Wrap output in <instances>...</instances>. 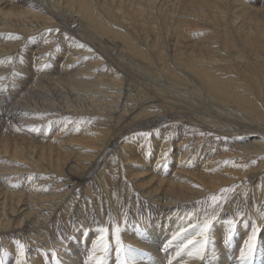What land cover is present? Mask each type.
<instances>
[{
	"label": "bare ground",
	"instance_id": "6f19581e",
	"mask_svg": "<svg viewBox=\"0 0 264 264\" xmlns=\"http://www.w3.org/2000/svg\"><path fill=\"white\" fill-rule=\"evenodd\" d=\"M55 23V28L64 24L62 31L74 38L61 35L59 28L60 33L51 30ZM39 28L44 41L37 46L32 41ZM85 38L94 39V49L86 46L92 39L86 44ZM0 40L5 42L0 46V64L8 68L5 77L31 83L27 94L44 102L41 107L37 100L12 102L15 110L38 109L41 114L60 105L54 108L67 114L68 109L88 108L112 110L117 119L134 114L121 128V120L106 126L103 120L100 125L78 117L71 127L61 126L62 121L58 133L31 140L0 135L4 264H16V241L27 246L26 264H92L94 248L104 264H120L116 226L122 244L136 250L135 264H202L207 259L209 264H242V241L253 227L264 230V0H0ZM53 50L62 55L52 56ZM22 56L38 69L30 70ZM48 58L56 67L43 64ZM8 94L0 93V106ZM139 117L148 120L135 127ZM11 122L7 124L14 128ZM149 127L162 129L166 143L157 140L165 146L179 132L177 141L182 142L172 144L174 157L166 146L163 157L149 159L154 149L149 140L146 147H133L135 129ZM193 135L230 140L218 139L214 154L211 143H196ZM231 137L244 141L233 143ZM25 167L49 169V188L27 190L28 178L24 170L19 172ZM226 188L234 190L225 194L200 260L189 255L194 248L188 242L200 239L197 225L213 211L210 197ZM232 219L238 226L225 244ZM104 242L106 253L100 250ZM258 245L264 251V231L258 233ZM231 248L235 251L229 253ZM260 259L254 254L252 264H263Z\"/></svg>",
	"mask_w": 264,
	"mask_h": 264
},
{
	"label": "rangeland",
	"instance_id": "374dc122",
	"mask_svg": "<svg viewBox=\"0 0 264 264\" xmlns=\"http://www.w3.org/2000/svg\"><path fill=\"white\" fill-rule=\"evenodd\" d=\"M64 23H66V21L64 20L63 21ZM58 24V27H56L55 28V26H57L56 25V23L53 25H51L50 26V29L51 30H54V31H56V33H60V31H62V29H63V27H64V24L62 25V23H57ZM62 25V26H60V25ZM60 26V27H59ZM46 27V26H45ZM43 28V27H42ZM42 28H39V30L38 31H36L35 33H34V36L36 37V39L34 40V41H32V43L34 42V44L33 45H37V46H40V42H43L44 41V39H43V30H41ZM60 29V31H59V29ZM62 28V29H61ZM55 29H58V31L57 30H55ZM40 31V32H39ZM65 32V33H64ZM43 35H42V34ZM70 32L69 31H66V30H64V31H62L61 32V35L63 34V36H64V34H65V36H68V34H69ZM70 36H68V37H66V38H71L72 37V39L74 38V35H71V34H69ZM19 36L20 37H22L21 36V34H19ZM64 36V37H65ZM29 37V36H28ZM34 37V38H35ZM39 38V39H38ZM86 38H88V37H86ZM85 38V43L87 44L88 43V41L90 40V39H92V38H89V39H86ZM38 40H40V41H38ZM60 41V38L59 39H57V42H59ZM88 40V41H87ZM94 39H92V41H93ZM36 41H37V43H36ZM76 41V40H75ZM80 41H77V43H79ZM2 43V44H1ZM4 43L5 42H3L2 40H0V46L1 45H4ZM91 45H90V44ZM86 46H90V48H92V49H94V46L93 45H95V42L93 41V43H91V40H90V42H89ZM55 44V43H54ZM70 46V45H69ZM56 47H60L61 48V46H59V45H57ZM59 48V49H60ZM66 49V48H65ZM65 49H64V51H65ZM63 50V49H62ZM67 50V49H66ZM53 55L52 56H54V55H56V56H60V54L62 55V52L60 53L59 51H54L53 50ZM56 52V53H55ZM102 53V52H101ZM0 56H3V55H0ZM80 56V55H79ZM85 56V55H84ZM84 56H82V57H84ZM93 56H95V55H93ZM107 56V55H106ZM81 57V56H80ZM79 57V58H80ZM22 58H23V56L21 57V60H22ZM50 58H52V57H50ZM50 58H48L47 60H46V62L48 63V62H50L51 61V59ZM77 58H78V55H77ZM31 59V58H30ZM29 59V61H28V59H26L25 60V57H24V60H22L27 66L29 65V69L30 70H36V69H38V67H37V63L35 62L34 63V61L31 59L30 60ZM81 59H79V60H77L78 62H81L80 61ZM76 61V63H78ZM33 62V63H32ZM46 62L45 63H43L45 66H48L49 67V65H50V67L49 68H53V67H56V65L54 64V65H51V63H48L47 65H46ZM33 66V68H31V65ZM36 64V65H35ZM34 66H36L35 67V69H34ZM0 68L2 69H0L1 71H0V80H1V82H0V93L1 92H3V94H5V93H9L8 95L10 96V97H8V95H7V97H6V101H5V103L2 105V106H0V135L2 136V135H9V136H13V137H21V135H22V137H24V138H27L28 137V139L29 140H31L32 139V136H36L37 135V137H40V136H42L41 134H49V135H52V134H54V133H58V129L61 127V126H63V125H66L67 126V124H68V127H71V126H73L75 123H76V121H77V119H78V117H79V119H84L85 120V122H90L91 121V123H93V122H99L100 123V125L102 124V122L104 121L105 123H103L102 125H106V126H110V125H114L113 123H115V121H116V123H115V125L116 124H118L117 122L119 121V120H121V121H119V125H117V127L119 126L120 128L124 125H126L129 121H131V118L134 116V114L133 115H128V114H126V115H124V118H123V116L122 117H120V118H122V119H117L118 117H116V116H119L118 115V113H116V116L114 117V113H112L113 111L112 110H106V109H104V110H102V109H100L99 111H94L92 108H88L86 111H84L85 113H87V114H89V115H86V117H85V115L82 113V112H80L79 110H74V109H68V111L67 112H69V110H70V112L67 114V113H65V111H59V110H57V109H55V108H58V107H60V105H58L57 107L56 106H54V107H51V109L53 110V112H52V110L50 109V110H46V109H42V110H44V111H48V112H42L41 114L39 113L40 111L37 109V110H31V109H29L28 111H24L23 112V110H15V108H13V106L12 105H9V104H11L12 102H16V105L18 104V105H21V103L22 104H25V103H27L28 101H27V99H31L30 100V102H28V103H35V102H33V100L35 101V100H37V102L39 101L38 100V96L36 97V94H35V96L33 95V97L35 98H32L31 97V95H30V93L29 94H27V90L29 89V85L30 86H32V84L31 83H29V84H27V83H24L25 81H22L21 83L24 85V87H23V85H21V83H19L21 80H19V77H16V79L15 78H6L5 77V75H4V73L6 74V69H8V68H5V66L4 65H1L0 64ZM51 68V69H52ZM13 73L15 72L16 74H17V72L18 71H12ZM1 76H2V78H1ZM3 78H4V80H3ZM18 78V79H17ZM21 79H23V77L21 78ZM32 80V82H35V81H37V79H31ZM39 80V79H38ZM5 82H6V84L8 85V84H10L7 88H9L8 90L9 91H12L14 88H15V90H18V91H14V92H12V93H10L8 90H7V88L5 89L4 88V86H6V84H5ZM12 82V83H11ZM15 83V84H14ZM4 84V85H3ZM17 84V85H16ZM25 84H27V85H25ZM15 85V86H14ZM1 86H3V87H1ZM19 86V87H18ZM27 86V87H26ZM13 87V88H12ZM23 87V88H22ZM2 88V89H1ZM3 88H4V90H3ZM12 88V89H11ZM19 90H20V92L21 91H23V92H21V94H20V92H19ZM29 91V90H28ZM16 92L19 94H16ZM84 93V92H83ZM15 95L14 96V98L13 99H11L12 97H13V95ZM25 96H24V95ZM86 94V93H85ZM88 94V93H87ZM18 97H17V96ZM23 96V97H22ZM25 98V99H24ZM21 99H24V100H21ZM25 100L27 101V102H25ZM32 101V102H31ZM38 103H40V104H38V107H39V105H40V107H41V105H43L44 104V102H38ZM62 106H63V104H62ZM6 108V109H5ZM17 108H19V107H17ZM30 111H32V112H30ZM50 111V112H49ZM104 111H106V112H104ZM57 112V113H56ZM98 112V113H97ZM26 113H28L29 114V116H27V114ZM40 114V115H38V114ZM44 113H46V118H45V114ZM72 113H73V115H72ZM80 113L81 114H83V115H80ZM95 113V114H94ZM101 113V114H100ZM138 113V111L135 113V114H137ZM22 114V115H21ZM35 114L36 115H38V117L36 118L35 117ZM43 114V115H42ZM50 115L49 117H48V115ZM65 114H67V115H69V116H67V115H65ZM93 114V115H92ZM108 114V115H107ZM7 115V116H6ZM26 116L25 118H24V116ZM32 115V116H31ZM41 115H42V119L40 118L41 117ZM56 115V116H55ZM64 115V116H63ZM79 115V116H78ZM104 115V117H102ZM110 115H112L113 117H110ZM5 116V117H4ZM18 116H19V119H18ZM31 116V117H30ZM40 116V117H39ZM43 116H44V118H43ZM57 116L58 117H62L61 119H59V118H57ZM66 116V117H65ZM87 116H90V117H87ZM93 116V117H92ZM21 117V118H20ZM33 117H35V118H33ZM63 117H65V118H63ZM76 117V118H75ZM1 118H3V119H1ZM10 118V119H9ZM32 118H33V120H32ZM58 120H56V119ZM68 118V119H67ZM74 118V119H73ZM87 118H88V120H87ZM102 118V119H101ZM104 118L107 120V121H105L104 120ZM112 118V121L111 120H109V119H111ZM25 119H27V120H25ZM35 119H36V121H35ZM40 119V120H39ZM45 119H47V121L45 120ZM48 119H51L52 121H54V124H52L53 122L52 121H50V120H48ZM55 119V120H54ZM63 119V120H62ZM65 119H66V121H65ZM70 119V120H69ZM113 119H114V122H113ZM127 119H130V120H127ZM144 119H146V118H144V117H139V119H138V121L136 120V122L137 123H135V122H133L134 124L133 125H135V127H137L136 125H138V126H140V124L138 123L139 121H143ZM12 120H14V121H12ZM19 120V121H18ZM38 120V121H37ZM60 120V121H59ZM103 120V121H102ZM146 120H148V119H146ZM5 121H6V123H5ZM12 121V122H11ZM17 121V122H16ZM27 121V122H26ZM34 121H35V123H34ZM45 123H44V122ZM62 121H63V123L64 124H62L61 126H60V124L62 123ZM71 122V123H69V122ZM75 121V122H74ZM102 121V122H101ZM109 121V122H108ZM10 122H11V125L14 123V128H13V125L11 126V127H9V124H10ZM15 122H16V124H15ZM21 122V123H20ZM38 122V123H37ZM50 123V122H52V123H50V124H47V123ZM59 124H58V123ZM66 122V123H65ZM68 122V123H67ZM111 122V123H110ZM113 122V123H112ZM123 122V123H122ZM170 122H172V121H170ZM169 122V124L168 125H164L163 124V126H170L171 125V123ZM7 123H9V124H7ZM25 123V124H24ZM37 123V124H36ZM43 123V125L45 126H43V125H41ZM74 123V124H73ZM106 123H108V124H106ZM122 123V124H121ZM23 126V128H22V126ZM26 125V127L24 126V125ZM31 125V127H30V125ZM52 124V125H51ZM20 126V129H22V130H20L19 129V127L18 126ZM40 125V126H39ZM48 125V126H47ZM49 125H51V126H49ZM57 125V128L55 127V126ZM59 125V126H58ZM71 125V126H70ZM128 125V124H127ZM8 126V127H7ZM16 126L18 127V129L19 130H17V128H16ZM27 126H29L30 127V129L28 128V130H27ZM36 126V128L38 129V131H33L32 129H33V127H35ZM47 127V128H46ZM50 127H51V129H50ZM53 127H54V130H53ZM67 127V128H68ZM2 128H4V129H2ZM111 128H113V127H111ZM154 127H149L148 129H140V128H138V129H135V131H134V133H132V134H134L135 136L137 135V138L135 139V142H134V145H133V147L134 148H136V147H138V146H140V145H142V146H145L146 144H144V143H147V142H149V141H153L154 143H153V151H152V153H149L148 154V157H149V159H151V160H157V159H159V158H161V157H163V152H167V151H169L170 149H171V151H169L168 153H170L169 154V156H173L174 157V155L176 154V152H177V148H174V147H176V145H174V143L175 142H177V144H180L182 141H180L179 140V143H178V141H177V139L179 138L178 136H179V132H177L176 134H175V136L177 137V139L174 141H172V143H170V144H167L166 146H167V151L165 150V148H166V146H165V144L164 143H166L165 142V140H163V138H164V136L162 135V133H163V131H162V129H160L159 127H157V128H159L160 130H158V129H156V131L153 129ZM9 129V130H8ZM44 129V130H43ZM50 129V130H49ZM152 129V130H151ZM39 130H41V131H39ZM48 132L49 131V133H47L46 131ZM149 130H151L150 131V133H151V137H152V135H153V137L151 138V137H145L144 135H143V133H145V132H149ZM142 131V132H141ZM144 131V132H143ZM45 132V133H44ZM133 132V131H132ZM159 132H161V133H159ZM31 133H33V134H31ZM38 133V134H37ZM137 133V134H136ZM155 134V135H154ZM156 134H157V136H156ZM188 134H190V133H188ZM143 137V138H145V139H143L141 136ZM160 135L162 136V138L160 137ZM185 135V134H184ZM191 135V134H190ZM189 135V136H190ZM159 136V137H158ZM140 137H141V139H143V140H141L140 139ZM156 137V138H155ZM184 137V136H183ZM194 137V138H193ZM149 138V139H148ZM214 138V139H213ZM223 138V139H222ZM222 138H220V137H216L215 135H213V137H212V139L211 138H209V139H207V138H203V139H201L200 138V136H192V138L191 139H194L193 141L194 142H196L197 143V140H198V143L199 144H201L200 142H202V144H209V143H211V146L209 147L210 148V153H217V151H218V149H215V148H217L216 147V145H214V143H216V141H218V139L219 140H221L220 142H227L226 144H229L228 142H229V138L230 137H226V138H224V137H222ZM232 138V137H231ZM235 138V139H234ZM234 138H232V142L234 143V141H236V143H237V141H238V143H242L244 140H242V138H240V139H238V140H236V138L237 137H234ZM152 139V140H151ZM156 139V140H155ZM157 139H161V140H163V142L161 141V140H157ZM205 139V140H204ZM229 139V140H228ZM234 139V140H233ZM149 140V141H148ZM211 140V141H210ZM241 140V141H240ZM158 143H157V142ZM162 143H161V142ZM192 141V142H193ZM204 142H206V143H204ZM213 142V143H212ZM156 143V144H155ZM137 144V145H136ZM155 144V145H154ZM159 146H158V145ZM161 144H162V146H163V144H164V146H163V151L161 150L162 149V146H161ZM174 145V147H173V145ZM171 147H170V146ZM156 146V147H155ZM169 146V147H168ZM214 146V147H213ZM225 146H228V145H225ZM132 147V148H133ZM146 147V146H145ZM161 147V148H160ZM211 147H212V149H211ZM160 148V149H159ZM223 148V147H222ZM169 149V150H168ZM173 149V150H172ZM220 149V148H219ZM156 150V151H155ZM157 150H161L160 151V154H159V151H157ZM206 150L207 149H205L204 150V153L206 152ZM217 150V151H216ZM136 151V150H135ZM155 151V152H154ZM212 151H214V152H212ZM216 151V152H215ZM154 153V154H153ZM156 153H157V155H156ZM173 153V154H172ZM204 153H203V155L200 157V159H202L203 157H204ZM151 155H152V157H151ZM168 155H167V157H169ZM198 158V157H197ZM22 170H24V171H22ZM26 170V171H25ZM29 170V171H28ZM33 170V169H32ZM31 170V167H25V168H23V169H20L19 170V172L20 171H22V172H25L24 173V175L26 174V176H27V178H28V180L26 181V184H24V187L28 190V189H34L35 191L36 190H44V189H47V188H49V185H48V182L47 181H50L49 180V177H48V175H50V174H52V172H50V170L49 169H47V170H44L45 172H43L42 170H38V172H37V170H33L32 171ZM15 172V171H14ZM27 172H28V174H27ZM30 172V173H29ZM42 172V173H41ZM35 173H37V174H35ZM40 173V174H39ZM14 174H16L15 175V178L17 179L18 178V173H17V171L14 173ZM43 174V175H42ZM35 175V176H34ZM25 176V177H26ZM32 176V177H31ZM39 176H41V178H39ZM44 176V177H43ZM30 177H31V179H30ZM44 178V179H43ZM23 179H24V177H23ZM46 180V181H45ZM117 181H119V180H117ZM25 183V182H24ZM32 183H34V184H32ZM40 183V184H39ZM31 186H30V185ZM43 184V185H42ZM33 185L35 186V187H33ZM39 185H40V188H39ZM53 185V184H52ZM46 188H45V187ZM96 187V186H95ZM35 188H38V189H35ZM118 190V192H121V190H119V189H117ZM124 192H126V190L124 189ZM123 194H125V193H123ZM136 194L135 193H133V194H131L130 196H134V198H136V196H135ZM82 199V198H81ZM47 202V201H46ZM46 202H44V203H46ZM228 205V204H227ZM241 231V230H240ZM244 233H245V231H243ZM242 231L241 232H239V235H241V236H245V234L243 233ZM244 234V235H243ZM240 239H244V238H240ZM240 241H242V240H240ZM242 243L244 244V240L242 241ZM37 245V244H36ZM238 245V243L237 244H235V246L233 245V248L236 250V248L238 247L237 246ZM171 246H173V243L171 244V245H168V246H166L165 248L166 249H169ZM261 247L262 246H260V245H258L257 246V249H256V252H255V256L257 255V259L259 258L260 259V257L259 256H261V262L264 264V251H261ZM165 248H164V250H165ZM233 248H231L230 250H229V253H232V252H234L235 250L233 249ZM229 253H227V254H229ZM263 259V260H262ZM209 262H210V260L209 259H207L205 262H203L202 264H209Z\"/></svg>",
	"mask_w": 264,
	"mask_h": 264
},
{
	"label": "snow or ice",
	"instance_id": "6c2138e0",
	"mask_svg": "<svg viewBox=\"0 0 264 264\" xmlns=\"http://www.w3.org/2000/svg\"><path fill=\"white\" fill-rule=\"evenodd\" d=\"M51 31V30H49ZM58 31V30H57ZM47 42V41H45ZM81 47H84L83 44L80 45ZM33 131H38L37 128L33 127ZM145 137H150V132L143 133ZM243 166V165H241ZM31 179V177H30ZM234 189L232 188H226L222 190V193L220 195H212L210 197L211 204L209 207L213 209L212 213L210 215H206L204 221L197 225L199 228V231L197 232V236L200 237V239L195 240L193 242L192 240H189V244L193 245L194 252H190L189 255H194L195 257L199 258L200 260L205 259V253L208 249V245L211 243V239L208 235L212 223L216 219L217 215L223 208V203L226 202L227 196L226 193L232 192ZM238 215L242 218L243 213H238ZM230 227L228 229L227 237L224 240V243H229L235 236L236 228L238 226V222L236 219H232L228 221ZM105 229H101V232H105ZM116 242L118 247L116 248L118 256L121 257L120 264H135V253L136 250L132 248V246L128 245L125 246L121 242V237L119 235L120 228L119 226H116ZM261 230L257 227H253L251 234L248 236V238L244 241V249L245 251L241 253V259L242 264H252V258L256 252L257 245H258V233ZM104 237L101 236L100 240L103 241ZM16 244L19 249L18 258L16 261V264H26L27 259V246L20 242L16 241ZM108 243L104 242L100 245V250L104 253L108 250ZM3 255H7V252L5 251ZM3 255H0V264H4ZM92 261V264H104V256L103 255H96V249L94 248L92 256L89 258Z\"/></svg>",
	"mask_w": 264,
	"mask_h": 264
}]
</instances>
